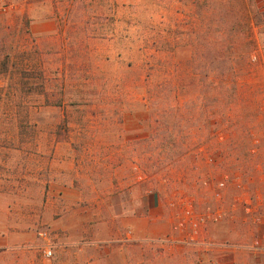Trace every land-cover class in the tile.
I'll return each mask as SVG.
<instances>
[{"label":"rangeland","instance_id":"1","mask_svg":"<svg viewBox=\"0 0 264 264\" xmlns=\"http://www.w3.org/2000/svg\"><path fill=\"white\" fill-rule=\"evenodd\" d=\"M167 2L15 0V11L0 19V30L10 26L15 46L23 48L32 45L23 28L25 17L33 24L57 21L58 34L35 37L42 67L48 78L54 79L49 92L54 89L55 96H59L55 85L56 80L61 82L60 70L69 63L64 58L77 64L82 79L66 78L65 101L87 96L85 91L78 93L88 74L81 68L80 57L72 59L71 41L64 40L68 35L75 43L84 39L82 51L90 60L86 71L98 77L87 83L95 86L97 93L89 97L94 107H87L85 114L77 113L68 103L66 109L45 107L44 97L34 96L28 113L15 116L17 108H10L0 91V229L8 220L14 230L32 232L39 240V233L47 232L54 244L57 235L64 234L54 229V221L70 225L73 234L86 227L90 235L74 246L77 250L88 243L91 257L83 264H104L94 253L119 246L148 252L132 264H167L175 256L185 264H264L263 259L239 250L209 246L215 242L250 243L255 237H264V0L254 7L263 12L262 24L253 26L254 41L247 44L241 39L230 50L235 71L228 81L211 71L202 81V54L196 50L202 29L195 0L180 5V27L162 19ZM173 45L180 47L175 54ZM207 56L205 62L211 70L213 55ZM252 56L255 60L251 61ZM160 83L171 87L162 97L157 91ZM233 86L237 91L230 95ZM93 110L97 114L93 115ZM21 120L23 128H17ZM162 125L175 132V140L149 138L152 130L165 129ZM56 143L62 144L56 148ZM163 143L179 144L186 152L178 164L143 183L154 156L149 150ZM136 164L141 168L138 173ZM146 186L158 194L155 215L171 219L174 227L186 226L181 235L171 237L175 243H128L125 236L100 237L110 234V222L130 209L131 199L142 211ZM242 196L263 199L256 216L259 224L254 226L255 214L250 215V231L245 227L244 234L236 233L237 224H232L242 221L240 212L234 221L229 220L233 205L240 203ZM220 214L222 219L216 221L214 215ZM201 215L208 217L199 236L207 246H195L191 241ZM214 224L224 228L220 231L223 238L213 239L209 228ZM30 246H0V255L15 258V252L32 250ZM35 249L44 264H55L56 255L46 260ZM115 261L122 264L119 258Z\"/></svg>","mask_w":264,"mask_h":264},{"label":"trees","instance_id":"2","mask_svg":"<svg viewBox=\"0 0 264 264\" xmlns=\"http://www.w3.org/2000/svg\"><path fill=\"white\" fill-rule=\"evenodd\" d=\"M258 2L259 0H195L198 9L197 15L202 29L201 33L198 35L196 47V50H200L202 54L203 62H201L200 66L201 76L203 78L202 81H206L210 75L209 71L215 73L217 77L225 78L226 81H228L227 78L230 77L231 73L233 74L235 71V63L232 54L230 56L232 46L234 47L236 44H239L241 39H244L241 42H247V44L252 43L255 39L253 26L262 24L260 17L263 12H260L258 8L257 10L255 9ZM23 23L25 33L32 41V45H29L30 48L27 46L24 48L23 46H15L16 37L12 33L10 26L0 30V82L3 81V86L0 88V91H3L4 97L8 98L11 106L10 108L19 109V111L16 109L15 116L22 115L24 111L28 113L34 96L44 97L42 103L45 107H63L66 109V103H68L65 101L68 90L65 84L66 78H73L72 80L75 81L82 80H80V76H78L77 64L73 61H67V58H64V62L69 63L62 66L60 70L61 82L59 83L56 80L55 86L59 96H55L56 93L54 89L52 93H50L49 90L51 89V83L54 82V79L51 80L48 78L42 67L41 59L38 58L42 53L37 45V39L32 36L30 20L25 17ZM20 33H22V31ZM102 38L106 39V36ZM82 39L77 40L75 43L68 35L64 40L68 42L71 41L72 50L70 52L73 55L72 59H74V57L75 59L80 57L78 59H80L81 68L88 74L84 83L81 84L80 90H78V93H83L85 91L87 96L72 100L68 103V107L73 108L77 113L85 114L87 107H94V101L89 99V97L97 93L96 88H93L95 86L88 84L90 82H95L98 77L96 74H92L91 71H86V68L90 67V60L85 58L89 56V54L82 51V46L85 43ZM153 43L156 45V40ZM174 50L172 54L176 53ZM210 53L213 55L214 63L211 70L209 69L210 66L205 62L208 58L207 55H210ZM252 60H255L254 56L251 57V61ZM78 67H80V65ZM74 88L76 87L71 86L70 89L75 90ZM170 89V85L165 86L163 83L158 84L157 91H159V97L167 94ZM236 91L235 86L231 87L230 95L235 94ZM145 99L146 98H144V100ZM92 114L95 115L97 112L93 110ZM23 124L24 122L21 120L19 122L20 126L17 128H23ZM176 126H178V124H176ZM160 127L162 129L164 127L165 129L160 131L152 130L149 138L159 139L160 137L163 140L174 138L175 132L168 131V129H166L167 126L162 125ZM149 151H151L154 156L151 155V163L148 166L150 169L148 172L150 173L146 174L144 172L146 180L143 183H150L158 173L164 172L166 169L168 170L170 165L174 166L178 164L181 158H183L186 149L176 143L170 146L163 143L160 146L152 147ZM138 169L141 170L139 165L135 167L137 173ZM146 187L147 191L153 190L152 187Z\"/></svg>","mask_w":264,"mask_h":264},{"label":"crops","instance_id":"3","mask_svg":"<svg viewBox=\"0 0 264 264\" xmlns=\"http://www.w3.org/2000/svg\"><path fill=\"white\" fill-rule=\"evenodd\" d=\"M191 0H168V2L165 4V11L162 12V19L167 20L174 26L180 27L181 21V14H182V7L180 5H183L185 3H189ZM131 3V7L133 6V2ZM164 3V2H163ZM122 6H125L124 4ZM186 17V16H185ZM31 32L34 37L36 36H52L59 33V27L58 23L55 19H48L46 21H37L34 24L31 23ZM199 35V34H198ZM197 35V36H198ZM180 47H177L173 45V48L171 51L178 52ZM186 47H184L185 49ZM185 51V50H184ZM62 143H56L55 146L58 148ZM136 185L137 182H134ZM130 188L127 189L129 193L133 194V187L129 186ZM157 192L156 191H147L145 192V201L140 204L141 210H137V206L134 201L130 200V209L124 211V215L116 216L115 219L112 220L110 225V234L105 233L101 234L100 237L106 239V237L110 236H116L117 238H123L124 236L129 237V234L133 237L134 240L138 242H149L153 240H159V239H166L174 236H179L182 234V231L180 230L179 226L174 227L175 224L171 221V219L166 218L164 216L155 215L156 211H158V203L157 200ZM242 200L240 203H236L233 205L231 210V215L229 216L230 221H234L236 219V213L240 212V214L243 215V219L239 225V222L232 223L236 227H234V231L236 233L242 232L244 234L245 227L247 230L250 231V223H249V216L246 214L245 211V205L246 202L249 201V198H245V196H242ZM264 197V196H263ZM135 208V209H134ZM5 209V207L3 208ZM8 209V207H7ZM139 211V213H136ZM7 213L10 214L9 210H7ZM130 213V214H128ZM142 213V215H141ZM157 216V217H155ZM119 217V218H117ZM106 224V223H105ZM230 224V223H229ZM55 230L60 232H64L63 235L56 237L54 240V246H55V259L53 260V263L55 264H83L85 262H89V259L91 257V253L89 248L87 249L88 243L85 242L84 247L79 248L76 250V242H80L82 240H85V238H88L89 236V229L86 227L79 228L77 234H73L72 228H70V225L67 223H64L62 220H56L52 223ZM113 225V226H112ZM228 225V224H227ZM247 225V226H246ZM2 229H0V246L2 247H14L16 245H20L23 243L31 244L32 250L27 251H19L15 252V258H10L11 255H0V264H44L42 255L39 253L38 250L35 248H38V246L41 244V240H39L32 232L29 233H19L14 230L12 225L9 224V221L7 220L6 223H2ZM229 226V225H228ZM203 229L205 227H202V231L200 232V235H202ZM210 230L213 229L212 237L213 239H221L223 238L220 231L224 228L220 227L219 224L210 225ZM216 229V231H214ZM231 227L229 226V234L233 237L234 233L230 232ZM69 232L70 234H68ZM72 232V233H71ZM103 235V236H102ZM96 237L97 234L95 235ZM101 239V238H99ZM199 239V238H198ZM203 239H199L200 246L201 245H207L204 242H202ZM108 241V240H103ZM129 241V240H127ZM124 240V242H127ZM100 242V241H99ZM90 244V243H89ZM248 243H238V244H227L220 242L211 243L212 248L216 247H222L225 246L228 251H236L239 250L240 252L245 253L240 246H244ZM218 249V248H217ZM13 254V253H12ZM148 252L146 250L144 251L140 247H127V246H119L115 248H104V251L95 252L94 257L102 258L101 260H98L99 262H104V264H119L117 261H115L117 258H119L120 262L122 264L123 261H126V264H132L133 260H140L147 256ZM115 257V259H114ZM174 258H178L175 256ZM174 258H170V262L167 264H185L184 261L181 260H175ZM239 260V258H237ZM113 261V262H112Z\"/></svg>","mask_w":264,"mask_h":264},{"label":"built area","instance_id":"4","mask_svg":"<svg viewBox=\"0 0 264 264\" xmlns=\"http://www.w3.org/2000/svg\"><path fill=\"white\" fill-rule=\"evenodd\" d=\"M15 0H0V19L9 16L11 13L15 11ZM221 187H224V184H220ZM263 207V199L260 197H256L253 200L249 198V201L246 202L245 205V211L248 216L255 214L254 216V222L253 225L256 226L259 224L260 218L256 217L257 214H259L260 209ZM223 215H214V219L216 221L222 219ZM208 217L206 218L205 216H199L198 220L194 224V238L191 239L193 241V244L195 246H200L199 243V236L200 232L202 231V227L204 228L207 225ZM185 225L180 224L179 228L183 232L185 230ZM39 238L41 239L42 243L38 246V249L42 252L43 257L46 260H51L55 256V246L54 244L49 242V234L47 232H40L39 233ZM199 238V239H198ZM129 240V241H127ZM186 240V239H185ZM126 241L128 243H135L138 242L133 239L131 234H129V237H127ZM174 238H166V239H159V240H153L145 243H162V242H172L175 243ZM139 243H144V242H139ZM183 244H186V241L182 242ZM201 246H207V245H201ZM211 246V244H209ZM212 247V246H211ZM218 249H227L225 246L222 247H216ZM245 253L248 255H251L252 257L255 258H260L264 260V237H255L252 242L240 246Z\"/></svg>","mask_w":264,"mask_h":264}]
</instances>
